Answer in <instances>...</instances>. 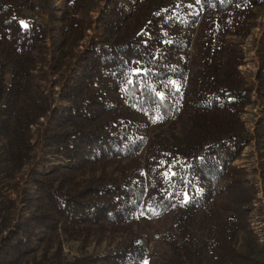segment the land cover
<instances>
[{
  "label": "trees",
  "instance_id": "16d2710c",
  "mask_svg": "<svg viewBox=\"0 0 264 264\" xmlns=\"http://www.w3.org/2000/svg\"><path fill=\"white\" fill-rule=\"evenodd\" d=\"M38 1L0 0V166H26L42 120L50 155L18 212L0 192V264H144L141 219L169 222L166 264H264L236 247L258 188L235 164L252 143L264 161V116L254 133L243 120L264 96V52L255 87L240 70L262 0H66L51 13L58 102L36 77L49 37ZM92 238L119 242L65 256Z\"/></svg>",
  "mask_w": 264,
  "mask_h": 264
},
{
  "label": "rangeland",
  "instance_id": "374dc122",
  "mask_svg": "<svg viewBox=\"0 0 264 264\" xmlns=\"http://www.w3.org/2000/svg\"><path fill=\"white\" fill-rule=\"evenodd\" d=\"M47 2V3H46ZM66 0H40L36 2V11L33 15L39 22H42L49 30V37L46 42V46L41 48L44 54L45 62L44 66H38L36 71L37 79H42L43 87L48 91L54 92V98L58 102L59 91L58 85L55 86L54 82L58 78L60 72V63L53 61V56L58 57L59 53H53L52 38L56 36L55 27L57 22L52 19L51 13H54V9L61 8ZM262 6L257 10L258 17L255 21V26L252 30L251 36L245 40L243 49L245 52V62L241 66L240 70L247 82L251 87L256 86V73L260 62V56L264 52V0H262ZM49 4L51 6L49 7ZM92 12L89 16H95ZM95 34V32L88 31L84 35L83 39L75 38L70 42L71 46L78 52L88 44L89 36ZM78 41V42H77ZM50 64H52L50 66ZM55 65V66H54ZM55 68H58L57 70ZM264 116V96L259 97L256 92H253V103L246 109L243 115L247 127L254 133L256 123ZM43 125H37L33 127V145L34 150L32 152V159L26 164V166L19 172L12 173L7 164L3 161L0 166V192L5 197H9L17 203V212L23 208L21 200L23 198V192L29 188V172L35 167L42 169L46 164V158H50L47 155L46 150L43 148L42 139L40 135L41 129L45 126V121L42 120ZM178 134L181 131V127H175ZM3 141L0 140V155L3 146ZM261 151L258 145L252 143L247 147L240 158L235 164L243 167L247 170L248 179L255 184L258 188L257 199L254 201V207L249 217V225L246 229L240 231L237 249L241 252L251 251L254 256L264 261V194L260 193V186L262 185L261 172L264 167V161L261 159ZM51 160H54L51 158ZM17 214V213H16ZM149 232V255L145 262L147 264H166V258L169 254L170 248L167 243L169 233V222L167 220H153L144 221ZM98 238H92L87 247L82 248L80 242H71L64 244V254L69 259L81 255H97L105 253L110 250H115L118 246L119 240L111 241L108 238H104L101 243H97ZM35 254L38 257L41 255V251L36 248ZM144 262V264H145Z\"/></svg>",
  "mask_w": 264,
  "mask_h": 264
},
{
  "label": "snow or ice",
  "instance_id": "6c2138e0",
  "mask_svg": "<svg viewBox=\"0 0 264 264\" xmlns=\"http://www.w3.org/2000/svg\"><path fill=\"white\" fill-rule=\"evenodd\" d=\"M21 23L23 24L24 27H27V25L24 24V22H21ZM158 95L160 96L161 99L164 98L162 93H158ZM164 175L167 177L168 176V173H165ZM172 175H175V173H172ZM145 264H147V262H145Z\"/></svg>",
  "mask_w": 264,
  "mask_h": 264
},
{
  "label": "built area",
  "instance_id": "2783aa9c",
  "mask_svg": "<svg viewBox=\"0 0 264 264\" xmlns=\"http://www.w3.org/2000/svg\"><path fill=\"white\" fill-rule=\"evenodd\" d=\"M262 192V186H260V193Z\"/></svg>",
  "mask_w": 264,
  "mask_h": 264
}]
</instances>
